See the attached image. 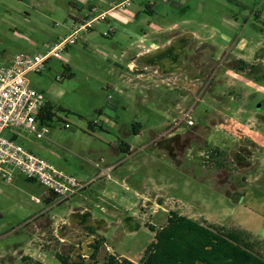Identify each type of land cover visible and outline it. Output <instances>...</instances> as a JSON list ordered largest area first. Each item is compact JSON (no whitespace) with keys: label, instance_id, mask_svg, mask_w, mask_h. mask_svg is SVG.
<instances>
[{"label":"rangeland","instance_id":"obj_1","mask_svg":"<svg viewBox=\"0 0 264 264\" xmlns=\"http://www.w3.org/2000/svg\"><path fill=\"white\" fill-rule=\"evenodd\" d=\"M149 3L154 4V14L145 12ZM85 6L77 0H0V66L19 54L46 52L60 37L107 9L100 0H89ZM119 12L128 14L130 23L96 22L68 48L62 61L53 59L44 73L28 76L31 87L60 110L48 126V140L22 129L7 137H16L26 150L88 186L78 197L48 205L49 191L23 175H17L12 185H0V264H21L24 254L44 264H61V243L55 239L52 251L46 231L34 234L35 220L44 221L47 213L60 230L69 210L89 206L94 207V218L110 224L133 208L139 193L161 198L188 217L246 232L259 242L257 250L264 257V110H258L264 104V69H257L259 64L264 68V0H138L127 12ZM75 17L88 19L77 23ZM187 33L198 44H212L215 59L223 60L213 93L206 89L198 97L204 82L162 76L156 68L146 69L148 76L136 85L123 79L133 77L128 71L129 51L153 41L164 46ZM230 48L241 50L243 57L227 53ZM239 60L249 62L246 71L234 68ZM106 106L114 109L113 119L106 117ZM194 107L192 120L205 128L198 135L213 151L229 155L226 186L215 183L217 168L202 166L203 149L193 148L186 158L173 160L151 145L153 135L159 139L178 122L182 131L191 130L182 117ZM214 120L217 126L210 125ZM135 125L141 128L138 135L132 133ZM248 139L255 142L250 147L251 164L238 168L230 154ZM123 144L130 146L132 155L119 149ZM94 163L114 165L109 179L98 177ZM134 179L139 180L137 189ZM226 190L241 193L243 202L236 204ZM118 233L113 228L107 234L113 243L120 236L116 253L139 263L153 234L144 227Z\"/></svg>","mask_w":264,"mask_h":264},{"label":"flooded vegetation","instance_id":"obj_2","mask_svg":"<svg viewBox=\"0 0 264 264\" xmlns=\"http://www.w3.org/2000/svg\"><path fill=\"white\" fill-rule=\"evenodd\" d=\"M175 38L173 40H175ZM190 41L191 43L189 44L188 49L183 52L178 59V63H182L178 68L184 72L166 76H184L191 81L194 79L193 82H204L203 86L200 88L201 94L198 95V97H201L206 89L210 93L214 92L216 79L219 74H221L224 65L222 59H215L214 51L216 49L212 44H209V42L198 44L194 35ZM167 47L168 46L159 48L158 50H164ZM135 67L138 72H143L148 69H140L138 65ZM260 68L264 69L262 68V64H259L257 69ZM156 69L158 70V68ZM197 100L199 101V98ZM261 108L264 110V104H261L258 110H261ZM193 110H195V107L190 111H186V113L190 112L191 117ZM210 122V125L217 126L216 120ZM215 122L216 124H214ZM190 128L192 129L182 131L180 125L176 126L174 129H178V131L172 132V130H174L172 129L171 131L164 133L159 139H157L156 135H153L151 145L155 144L159 150H164L173 160H182L186 158L187 151H190L193 148L198 147L203 149L205 152V156L203 157H205L206 161L204 159L201 160H204L202 166L205 167V164H212V168L214 166L219 170L215 176V183L222 187L228 185L230 178L229 169H227L226 164L228 163L227 158H229V155L220 151L213 153L212 147L208 144L207 140H205L203 136L201 137V135H198L200 129L203 130L205 128H200L195 122L194 126ZM207 128L209 129V126ZM254 143L253 140L248 139L246 142H243L237 152L230 154V157L236 162L238 168L246 167L251 164L250 158L252 152L250 147L254 145ZM138 181L139 180L137 179L132 180V186L135 189L138 188ZM228 194L230 195L231 193L229 190H226L227 197ZM138 197L139 200L132 209L125 210L123 213L117 215V221H112L110 224L105 219L94 218L92 212L94 207L86 206L82 208V210L81 207L69 210L68 215H65V221L61 225L60 230L55 228L54 218L47 213L43 214L42 217H44V221L35 220V222L32 223L33 232L34 234H38L40 231H46L49 246L52 247V251L55 250L53 248L54 240L58 238L61 243V255L67 260V264H105L112 257H115L119 261L124 259L129 260L120 256L114 250L115 244L119 241L120 236L118 235V237L115 238L114 243L108 239L107 234L113 228L118 229L120 234H124L126 231L133 232L144 227L154 236L152 243H150L145 249L143 253L144 256L148 248L157 241L159 234L163 230L169 228L172 224H175L180 217L186 215H183L176 207L167 204L163 199L157 198L156 196L145 197L143 194L139 193ZM71 216H74V220H76L73 221V223H71ZM188 218L199 221L202 224H204L203 222L211 223L208 219H203L201 221L191 217ZM40 222L42 223L40 224Z\"/></svg>","mask_w":264,"mask_h":264},{"label":"built area","instance_id":"obj_3","mask_svg":"<svg viewBox=\"0 0 264 264\" xmlns=\"http://www.w3.org/2000/svg\"><path fill=\"white\" fill-rule=\"evenodd\" d=\"M130 2L127 0L118 8L124 9ZM106 20L107 15L102 14L76 27L69 36L55 42L46 52L19 54L9 65L0 66V185H12L17 175H23L45 187L50 194L48 198H54L57 204L78 197L86 190L88 184L81 183L74 176L26 150L17 143L16 137L9 138L7 134L14 129H22L38 140H48V125L40 119L47 100L43 93L31 87L28 76L44 73L53 59L62 61L68 48L79 41L81 34L87 33L96 22ZM183 121L189 128L194 126L190 112L183 115ZM179 125L180 122L174 126ZM101 163H104L103 159ZM95 167L99 170L98 177L109 178L114 165L102 167L97 163ZM36 201L39 202V199Z\"/></svg>","mask_w":264,"mask_h":264},{"label":"trees","instance_id":"obj_4","mask_svg":"<svg viewBox=\"0 0 264 264\" xmlns=\"http://www.w3.org/2000/svg\"><path fill=\"white\" fill-rule=\"evenodd\" d=\"M145 12L152 14L149 8ZM234 65L236 70L244 72L249 64L239 61ZM59 110L47 101L40 119L49 126L57 118ZM140 131L139 126H133L132 133L138 135ZM119 149L132 154L130 146L123 144ZM213 153H217V149ZM54 202V198L46 200L48 205ZM203 223L186 216L180 217L175 224L159 234L157 241L148 248L139 264H264V257L257 250L259 242L249 238L246 232L214 223ZM58 259L61 264H67L63 256L59 255ZM21 264L44 263L29 255H22ZM105 264L135 263L112 257Z\"/></svg>","mask_w":264,"mask_h":264},{"label":"crops","instance_id":"obj_5","mask_svg":"<svg viewBox=\"0 0 264 264\" xmlns=\"http://www.w3.org/2000/svg\"><path fill=\"white\" fill-rule=\"evenodd\" d=\"M134 1H138V0H131V2H130V4L131 3H133ZM77 2L78 3H80L81 5H83L84 7H86L85 5L86 4H88L89 3V0H77ZM125 2H127V0H120V1H115V0H100V3H105V5L107 6V9L104 11V12H102L100 15H102V14H106L107 15V20L106 21H104L105 23H107V24H112V22H117V23H121V24H128V23H130V21H131V17L130 16H128V14H122V13H120L119 11H125V12H127V10H128V7H130V5L129 6H127V7H125L124 9H120V8H118V6L119 5H121V4H124ZM141 2V4L143 3V1H140ZM139 2V3H140ZM153 6H154V4H152V3H149L147 6H146V10H147V8H149V10L150 11H152V14H154V11H153ZM183 5H178L177 7L178 8H180L181 10H183L182 7ZM89 8L90 9H92L93 10V12H96L97 11V8H96V6H94V5H89ZM100 15H98V16H100ZM132 15V14H131ZM98 16H96V17H98ZM95 17V18H96ZM110 17V18H109ZM87 19H88V17H87ZM85 17H81V18H77V17H75V19H74V21L75 22H77V23H81V22H83L84 20H87ZM86 22V21H85ZM85 22H83V23H81V24H84ZM113 25V24H112ZM175 27H177L176 25H174L173 26V30L175 29ZM110 28H113V27H110ZM115 28H118V26L117 25H115V27L112 29V30H110L111 32H115L116 31V29ZM75 29V28H74ZM73 29V30H74ZM72 30V31H73ZM72 31H70V33H72ZM66 37V36H65ZM65 37H60L57 41H59V40H61L62 38H65ZM56 41V42H57ZM171 42L172 41H167V43L164 45V46H162L161 44L162 43H158V42H155V41H153V42H151L149 45L146 43H143V44H139L134 50H131V51H129L128 53H127V55L128 56H130V64L128 65V71H129V73L131 74V75H133V77H131V76H129V78H123V79H125V81L127 82V83H131L132 85H136V83H140V81L141 80H143L144 78H146L147 76H148V74L149 73H146V70H144L143 72H141V73H139V74H137V70H136V60H137V58H139L141 55H143V54H146V53H151V52H154V51H156V50H158L159 48H164V47H166V46H169L170 44H171ZM119 44L118 43H114L113 44V47L115 48V49H118L119 48ZM68 52V51H67ZM231 52V55H236V56H240V57H243V52L241 51V50H236L235 52L230 48L228 51H227V53H230ZM226 55V53L224 52V54H223V56H225ZM222 56V57H223ZM235 56V57H236ZM239 61H245L246 62V60H239ZM246 63H249V62H246ZM152 76L154 77V74H152ZM106 117L108 118H111V119H113L114 118V114H113V111H114V109L113 108H108L107 106H106ZM101 112L103 113L104 112V110L102 109L101 110ZM108 112L110 113V115H108ZM102 159V158H101ZM100 159V160H101ZM95 164L96 163H94V167H95ZM83 169V168H82ZM99 175V174H98ZM25 255V254H24ZM27 255V254H26ZM33 258V257H32Z\"/></svg>","mask_w":264,"mask_h":264},{"label":"water","instance_id":"obj_6","mask_svg":"<svg viewBox=\"0 0 264 264\" xmlns=\"http://www.w3.org/2000/svg\"><path fill=\"white\" fill-rule=\"evenodd\" d=\"M192 37L193 34L187 33L175 38V40H173V42L164 50H158L141 55L137 60V65L142 68H158L159 74L163 76L180 74L184 72L178 68L182 65V63H178V59L181 57L183 52L188 49ZM228 197L231 198L236 204H239L244 200V196L239 193L230 195L228 194ZM71 218V223L76 221L74 220V216H71Z\"/></svg>","mask_w":264,"mask_h":264}]
</instances>
